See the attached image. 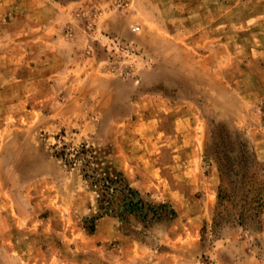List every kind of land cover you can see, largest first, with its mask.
Listing matches in <instances>:
<instances>
[{
  "label": "rangeland",
  "instance_id": "1",
  "mask_svg": "<svg viewBox=\"0 0 264 264\" xmlns=\"http://www.w3.org/2000/svg\"><path fill=\"white\" fill-rule=\"evenodd\" d=\"M0 264H264V0H0Z\"/></svg>",
  "mask_w": 264,
  "mask_h": 264
}]
</instances>
